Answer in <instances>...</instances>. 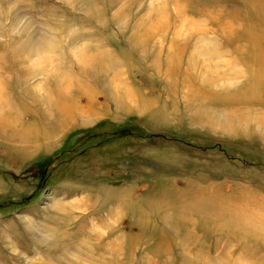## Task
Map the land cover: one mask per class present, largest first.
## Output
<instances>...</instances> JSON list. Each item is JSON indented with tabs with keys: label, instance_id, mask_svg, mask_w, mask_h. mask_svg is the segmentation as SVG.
Returning a JSON list of instances; mask_svg holds the SVG:
<instances>
[{
	"label": "rangeland",
	"instance_id": "rangeland-1",
	"mask_svg": "<svg viewBox=\"0 0 264 264\" xmlns=\"http://www.w3.org/2000/svg\"><path fill=\"white\" fill-rule=\"evenodd\" d=\"M116 238L264 264V0H0V264Z\"/></svg>",
	"mask_w": 264,
	"mask_h": 264
},
{
	"label": "bare ground",
	"instance_id": "bare-ground-1",
	"mask_svg": "<svg viewBox=\"0 0 264 264\" xmlns=\"http://www.w3.org/2000/svg\"><path fill=\"white\" fill-rule=\"evenodd\" d=\"M191 24V23H190ZM201 36V35H200ZM214 45H215V43H214ZM214 48V47H213ZM216 49V48H215ZM207 50H209L208 48H207ZM206 49L204 50V51H207ZM213 51H215V50H213ZM211 52V51H210ZM212 53V52H211ZM218 54V53H217ZM224 55V54H223ZM216 57V56H215ZM219 57V56H218ZM110 219H106L104 222H103V224H105L104 226H102V227H100L99 228V230L98 231H96V230H92V234H90V236H92L93 234H95V235H98L99 233H101V230L105 227V226H109V227H111V225L112 226H114V228H116L115 227V225L116 224H114L112 221L110 222L109 221ZM111 223V224H110ZM106 230V229H105ZM104 230V231H105ZM108 230V229H107ZM105 231V233H108L109 231ZM89 232V233H90ZM102 234V233H101ZM98 238V237H97ZM97 238H95V239H97ZM94 239V240H95ZM110 240V239H109ZM109 240H107L106 242H102V246H105L107 249H106V252L104 253L105 254V256H107L106 258H104L103 260H105V264H107L108 262L110 263V264H116V263H114L115 261H116V258H117V256H119V252L117 251V245H115V246H113L114 244H117L116 243V240H117V238L116 239H112V241H110V242H108ZM96 244H98V241H97V243ZM99 246H100V243H99Z\"/></svg>",
	"mask_w": 264,
	"mask_h": 264
}]
</instances>
